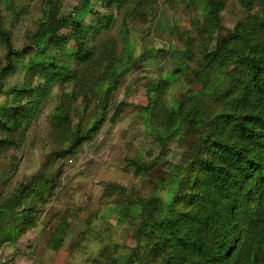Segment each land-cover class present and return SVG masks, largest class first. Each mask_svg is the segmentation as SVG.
Segmentation results:
<instances>
[{"label":"rangeland","instance_id":"obj_1","mask_svg":"<svg viewBox=\"0 0 264 264\" xmlns=\"http://www.w3.org/2000/svg\"><path fill=\"white\" fill-rule=\"evenodd\" d=\"M0 26L20 51L3 70L0 42V264H199L177 213L237 118L260 136L241 194L226 212L204 186L194 226L232 242L219 264H264V126L243 116L264 0H0Z\"/></svg>","mask_w":264,"mask_h":264},{"label":"trees","instance_id":"obj_2","mask_svg":"<svg viewBox=\"0 0 264 264\" xmlns=\"http://www.w3.org/2000/svg\"><path fill=\"white\" fill-rule=\"evenodd\" d=\"M62 23H58L54 30H58L62 27ZM0 42L4 44V67L3 70L10 69L13 63V59L20 51L16 50L12 44L10 34L0 26ZM25 49V48H24ZM252 68L251 83L252 86L246 92H244L243 103L248 106V114H244L245 118L250 119V124H260L264 126V67L258 66L252 62H248ZM258 73L263 76L258 80ZM236 130V142L233 144H219L220 151L222 152V163L219 165H208L206 169L205 177L202 181V185L196 190L197 201L193 207L186 213H177L181 218L176 226H184L185 228L190 226L191 231L195 232L191 235L190 246L195 250L196 257L195 262L199 264H219L227 256L226 250L229 248V244L232 242L224 241L218 249L208 248L204 245L201 234V228L194 226L197 223H201V215L207 213L208 209V195L205 194L204 186L211 185L215 190L217 196V202H228L230 206L223 207L226 212L231 211V203H233L238 196L239 192V178H241L246 170L247 166L252 162L253 149L257 145L260 136H258L256 130L253 127L245 125L241 122V118H237L235 125ZM211 211V210H210ZM180 225V226H179ZM188 225V226H187ZM229 238V236H226ZM165 264H173V258L170 257L166 260Z\"/></svg>","mask_w":264,"mask_h":264}]
</instances>
